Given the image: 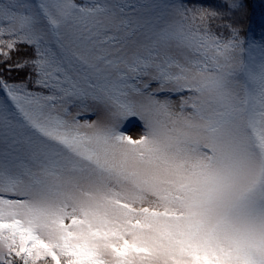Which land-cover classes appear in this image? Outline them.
Returning a JSON list of instances; mask_svg holds the SVG:
<instances>
[{"label": "snow or ice", "instance_id": "obj_1", "mask_svg": "<svg viewBox=\"0 0 264 264\" xmlns=\"http://www.w3.org/2000/svg\"><path fill=\"white\" fill-rule=\"evenodd\" d=\"M156 9L0 0V264H264V41Z\"/></svg>", "mask_w": 264, "mask_h": 264}, {"label": "trees", "instance_id": "obj_2", "mask_svg": "<svg viewBox=\"0 0 264 264\" xmlns=\"http://www.w3.org/2000/svg\"><path fill=\"white\" fill-rule=\"evenodd\" d=\"M75 3L86 5L82 0H75ZM231 3L227 0H187V2L185 0L183 8L218 13L217 18L212 20L210 24H215L217 26L215 28L221 30L223 34L227 32V24L229 26L235 25L240 29V36L248 43L259 44L264 41V0H242V8L230 10L228 5ZM34 55V48L26 44H19L17 51L12 52L11 59L0 62V78L9 83L23 82L27 84L29 90L40 91L35 86L36 77L31 66L15 67L18 61L31 59ZM0 60H3V58L0 57ZM10 65L11 68H9Z\"/></svg>", "mask_w": 264, "mask_h": 264}, {"label": "rangeland", "instance_id": "obj_3", "mask_svg": "<svg viewBox=\"0 0 264 264\" xmlns=\"http://www.w3.org/2000/svg\"><path fill=\"white\" fill-rule=\"evenodd\" d=\"M86 3L85 6H91L94 3L100 2V0H82ZM185 0H115L116 3L120 4H127V5H136L141 3H153L157 5L156 11L159 12H169L177 7H184L183 2ZM203 1H217V0H203ZM24 3H37L38 0H22ZM187 2V0H186ZM227 2H232L231 0H227ZM203 9V8H202ZM128 12H132V8L129 7L127 9ZM228 24H227V32L225 34L222 33L221 30L216 29L215 24H210V31L213 33H219L222 35L223 38H227L229 35L228 31ZM242 38V37H241ZM258 56V52H257ZM152 90H155L157 85L155 83H152ZM187 95V93H185ZM158 98L161 100L164 99H171L173 106H178L180 101V96L175 94H169L167 92H160L158 93ZM7 99L6 94L3 92L2 89H0V100ZM10 103V101H9ZM73 114H76L77 111L80 112V120L83 123L85 120H88L89 122L103 118V112L98 109L95 105H89L88 109H77L72 108L71 109ZM121 130L128 136H130L132 139H138L139 136L144 131L143 129V121L139 119V117H128L125 121L121 123Z\"/></svg>", "mask_w": 264, "mask_h": 264}]
</instances>
